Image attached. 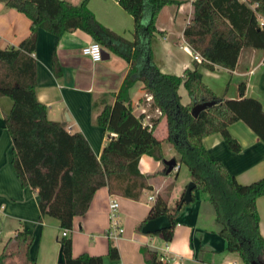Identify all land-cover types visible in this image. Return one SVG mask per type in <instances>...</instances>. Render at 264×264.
<instances>
[{
	"label": "trees",
	"instance_id": "1",
	"mask_svg": "<svg viewBox=\"0 0 264 264\" xmlns=\"http://www.w3.org/2000/svg\"><path fill=\"white\" fill-rule=\"evenodd\" d=\"M2 1L30 17L32 27L16 57L11 62L0 59V92L35 85L31 52L39 28L56 37L80 29L128 63L118 90L112 94V103H106L96 116V123L112 134L99 156L81 132H69L60 122L19 101H14L4 114V126L12 140L11 165L23 186L37 188L40 214L57 219L61 229H71L73 217L85 213L93 193L101 186L110 193L138 199L143 189H151L147 179L154 175L140 172L139 157L148 154L163 160L166 142L176 152V161L187 166L194 188L207 193L225 248L238 253L244 264H264V237L259 231L256 208V198L264 195V175L249 183L238 182L222 161L208 155L202 141L204 136L219 132L231 151H239L240 144L228 126L241 120L264 142V110L257 98L243 96L244 83L238 85L240 97H217L199 69H211L216 64L232 70L242 47L264 48V0H193L192 17L183 29V38L203 60L185 69L183 75L161 72L150 51V39L157 33V14L174 0H117L133 18L131 40L99 23L87 6L88 0L77 4L67 0ZM52 63L58 73L54 53ZM136 81L143 83L151 95L150 107L160 110L159 117L165 121L162 139L154 134L156 119L151 118L149 127L142 122L144 114L133 111L130 88ZM181 83L190 97L186 104L180 102L177 91ZM103 96L93 101V106ZM204 100L215 103L192 116V106ZM165 169L164 165L162 174ZM182 202L178 200L176 207ZM176 207L168 206L166 195L157 194L138 228L147 219L166 215L171 226L160 233L170 240ZM33 240L32 232L18 230L4 242L0 264H35L29 255ZM58 241L63 259L59 264H103L101 255L72 256L70 236L61 235ZM143 252L146 264H163L155 250ZM107 255L111 259L119 257L112 240Z\"/></svg>",
	"mask_w": 264,
	"mask_h": 264
},
{
	"label": "crops",
	"instance_id": "2",
	"mask_svg": "<svg viewBox=\"0 0 264 264\" xmlns=\"http://www.w3.org/2000/svg\"><path fill=\"white\" fill-rule=\"evenodd\" d=\"M77 4L81 0H67ZM193 0H174L163 5L157 14L155 33L150 39L151 58L163 73L183 75L198 62L192 59L191 47L183 38V29L193 13ZM87 6L103 26L126 39H133V18L117 0H88ZM262 20V19H260ZM146 21V18L144 19ZM32 27V20L23 12L7 7L0 0V59L11 62L17 55ZM93 38L75 29L56 37L39 28L35 48V85L12 87L0 92V213L2 224L12 232L26 230L34 234L29 255L35 264H59V222L52 216L41 215L38 208L37 188L23 186L11 165L12 140L4 126L3 116L12 103L36 109L48 119L60 122L69 132H81L94 153L99 156L108 133L96 123V116L103 106L113 101L115 93L128 69V63L101 44L108 57L92 61L81 49ZM59 63L55 73L52 55ZM202 79L219 98L240 97L238 85L244 83L243 96L257 98L264 110V48L242 47L232 70L214 64L211 69L200 66ZM180 102L190 101L183 83L177 89ZM103 94H106L103 96ZM102 100L95 102L99 96ZM141 81L130 88L131 105L135 114L149 113L156 119L154 134L162 139L166 134L165 121L155 109ZM230 134L240 144L239 151H231L219 132L208 134L202 141L209 156L217 158L238 182L249 183L264 175V142L241 120L228 126ZM168 144V143H167ZM170 144L167 152L173 154ZM164 150V147H163ZM176 156V154H173ZM138 168L143 174H153L147 179L151 189H143L138 199L119 194L122 235L112 240L106 235L108 226L107 205L111 194L106 186L95 190L85 213L75 215L66 236L71 238V254L101 255L103 264H146L143 249L167 245L168 259L163 264H244L238 253L225 248V239L218 233L215 211L206 192L191 190L189 202H182L185 179L177 181V172L161 173L160 161L148 154L139 157ZM189 180L190 176H189ZM195 189H198V191ZM166 195L174 213L170 240L160 232L143 233L138 225L149 211L153 200L148 196ZM259 214V231L264 237V195L256 198ZM115 244L119 257L107 255L108 242Z\"/></svg>",
	"mask_w": 264,
	"mask_h": 264
},
{
	"label": "built area",
	"instance_id": "3",
	"mask_svg": "<svg viewBox=\"0 0 264 264\" xmlns=\"http://www.w3.org/2000/svg\"><path fill=\"white\" fill-rule=\"evenodd\" d=\"M82 53L87 55L92 61H99L102 59V47L101 44L95 40H91L89 43L84 45L81 49ZM191 54L192 59L200 62L203 60L200 53L194 49L191 48ZM146 98L151 100V95H146ZM155 111L160 114V110L155 108ZM143 124L148 125L149 127L152 126L151 121V115L147 113L142 118ZM179 163V162H178ZM178 165L173 168V171H176L178 168ZM149 200L155 199V195L151 194L148 196ZM107 213H108V226L106 228V235L108 238L115 240L119 238L122 235L123 232V226L120 219V213H119V203L117 199V195L114 193H111L109 195L108 199V205H107ZM69 232V229H61V235H67ZM152 250H155L158 253L159 259L161 262H164L168 259L167 245H164L163 247H153Z\"/></svg>",
	"mask_w": 264,
	"mask_h": 264
},
{
	"label": "water",
	"instance_id": "4",
	"mask_svg": "<svg viewBox=\"0 0 264 264\" xmlns=\"http://www.w3.org/2000/svg\"><path fill=\"white\" fill-rule=\"evenodd\" d=\"M108 54L107 52L102 49V59L107 58ZM215 103V100H204L195 103L192 108H191V114L192 116H197L198 113L201 110L206 109L207 107L213 105ZM163 163L166 166L165 173H169L173 170L175 166L178 165V162L176 161L175 157H170L168 159H163ZM195 183L190 180L189 183L186 185L183 196H182V201L183 202H189L191 200V190L194 188ZM171 226V221L166 215H159L154 218L147 219L141 226V231L143 233H157L160 232L166 228H169ZM62 256L61 252L59 249L58 253V263L62 262Z\"/></svg>",
	"mask_w": 264,
	"mask_h": 264
},
{
	"label": "rangeland",
	"instance_id": "5",
	"mask_svg": "<svg viewBox=\"0 0 264 264\" xmlns=\"http://www.w3.org/2000/svg\"><path fill=\"white\" fill-rule=\"evenodd\" d=\"M167 146H168V144L166 142H164L163 143L164 159H168L170 157H173V154H176V152L174 151L173 147H170L173 154H170L169 152H167ZM159 161H160V170H162L164 168V163H163L162 159H159ZM177 168H178L177 169L178 170V176H177L176 180L180 181L182 179H185L184 181H186L185 182L186 183L185 187H186V185L190 181L189 180V176H190L189 170H188L187 166L184 163H180V162L178 163V167ZM172 172L175 173L176 171L172 170L171 172H169V174H173ZM196 190L198 191V189H195V191ZM2 220H3L2 219V214L0 213V251H1V248H2V246L4 244V242L9 238L10 235H12V232H8L7 231V227L2 224Z\"/></svg>",
	"mask_w": 264,
	"mask_h": 264
}]
</instances>
